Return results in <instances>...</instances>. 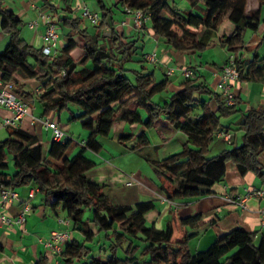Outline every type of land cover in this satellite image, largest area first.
Returning <instances> with one entry per match:
<instances>
[{
    "label": "trees",
    "instance_id": "obj_1",
    "mask_svg": "<svg viewBox=\"0 0 264 264\" xmlns=\"http://www.w3.org/2000/svg\"><path fill=\"white\" fill-rule=\"evenodd\" d=\"M96 1L103 9L101 23L94 25L98 33L80 29L78 18L65 17L76 33L67 34L65 44L48 55L43 47L38 48L22 37L23 19L0 0V24L9 35L0 49L2 83H15V93L30 106L33 95L24 88L23 80L37 79L40 88L35 98L44 114L67 109L70 102L78 99H84L99 112L97 118L86 112L72 116L89 130L86 143L75 154L72 149L77 143L72 135L66 140L53 139L45 151L37 134L18 125L7 126L8 136L0 139V185L37 188L52 209L68 210L73 229L85 231L84 241L72 237L65 245L62 264H264V237L257 240L258 231L237 226L207 248L192 252L187 245L194 233L173 240L171 224L165 228L147 224L146 214L155 208L154 201L138 202L135 207L114 204L104 185L86 175L96 164L87 151L99 152L102 148L99 140L102 112L108 108L112 118L117 110H122V118L127 119L135 113L129 108L136 103L147 110V127L166 117L186 135L181 151L152 160L154 169L170 183L160 186L169 199L211 194L213 186L224 181L230 161L242 175L253 172L264 182V165L259 159L264 152V107H252L245 112L241 145L209 156L216 133L224 130L221 118L237 111L236 97L235 103L228 105L222 92L190 77L167 99L155 100L158 93L167 89L170 79L157 80L153 72L127 66L133 54L132 42H124L114 26L110 35H103L113 21L109 15L114 11L106 0ZM179 1L118 0L116 6L132 11L141 9L153 18L156 33L171 48L183 52L205 50L211 44L208 36L215 34L224 21L231 20L234 31L221 36L219 42L229 55L235 56L239 81L264 82V56L256 52L249 61L243 58L246 33L258 31L264 0H258V8L254 10L249 9L251 0H185L190 5L187 9L177 7ZM43 3L51 6L50 0ZM157 7L162 11L159 15L155 13ZM174 24L182 29L181 35L171 32ZM75 34L85 39V52L78 60L72 55L77 46ZM204 94L217 99L216 111L206 108L207 101L201 96ZM140 140L143 145L149 143L145 133ZM85 206L93 210L87 219H84ZM134 208L136 212L128 217ZM121 217L118 226L113 227L114 220ZM200 219V214L182 217L181 224H195ZM103 231L110 243L97 240V250L88 243H94V238Z\"/></svg>",
    "mask_w": 264,
    "mask_h": 264
},
{
    "label": "crops",
    "instance_id": "obj_2",
    "mask_svg": "<svg viewBox=\"0 0 264 264\" xmlns=\"http://www.w3.org/2000/svg\"><path fill=\"white\" fill-rule=\"evenodd\" d=\"M106 1L114 12L111 13L113 21H110L103 35H110L112 26H114L123 36L124 42H132L133 54L128 67L143 68L146 72H153L157 80L165 77L170 79L167 89L158 93L155 100L162 102L170 97L171 93L182 88V84L187 79L183 75V68L186 66L194 70V78L197 81H205L213 91H219L221 69L229 57L228 50L221 45L219 39L234 31V22L226 20L215 34H210L208 39L211 40V44L205 50L183 52L171 48L156 33L153 18L149 17L139 26L132 13H127L124 8L116 6L118 0ZM83 2H86L92 10L98 11L90 6L91 3H97L96 0H50L51 6H44L43 0H4V6L15 11L23 19L22 37L34 46L42 48L44 46L43 36L47 28V21L44 19L43 13L50 15L59 26V47L66 42V36L63 38L64 34L76 33V30L65 22V17L78 18L80 29H87L91 34L98 33V28L82 16L80 5ZM258 4V0H251L249 9L258 8ZM177 7L187 9L190 5L187 1L180 0ZM263 8L264 4L260 7L262 22L258 31L253 34L247 32L245 36L247 47L243 50V58L246 61L251 60L256 52L260 56H264ZM116 10H120L121 13L118 17H115ZM32 21L38 22L35 29L30 27ZM200 30L203 31L202 28ZM171 32L181 35L182 29L174 24ZM75 38L77 46L72 51V55L78 60L85 52V39L80 34H75ZM8 39L9 35L0 24V45L4 43L6 45ZM214 45L223 48V54L220 55L221 60L218 58L215 48L212 47ZM151 55H154L153 60L149 57ZM170 69H173L172 74H169ZM161 71L164 76L158 79L157 75L161 74ZM23 83L25 84L24 88L33 95L30 100L31 113L38 117V120L31 123V115H26L17 122V125L37 134L45 151L48 150L50 142L53 140L52 131L44 123L45 119L57 120L59 126L73 136L74 132L70 130L71 123H62L61 113L63 111H69V120H79L73 119L72 116L83 112L94 118L99 116V112L93 110L84 99L70 102L69 107L62 111L44 114L42 105L35 98L40 88V82L35 78H29L23 80ZM1 84L0 80V86ZM232 90L237 99V111L221 118L223 129L232 134V139L227 141L224 137L215 136L210 145L209 156H216L228 147L241 145L244 141L241 122L245 112L252 107H264V82L237 81L233 83ZM201 96L207 101V109L212 111L218 109L219 102L215 97L208 94ZM129 109L135 113L127 119L122 118V110H117L114 117L111 118V110L105 109L101 115L102 129L99 136L102 148L99 152L87 151V155L96 164L86 172V175L93 182L104 185L105 192L114 204L135 207L138 202L154 201L155 208L146 214L147 224L158 228H165L171 224L174 228L173 240L182 239L187 233H194L187 248L189 249L188 246L192 242H196L197 251L207 248L217 238L224 236L237 226H243L250 231H258L257 240L264 237V194L247 196L246 208H241L237 203L228 200V197L237 200L243 198L250 189L264 192V182L255 173L248 172L242 175L236 164L230 161L227 163L224 181L216 183L211 194L203 197L169 199L160 186H169L170 183L154 169L152 160L163 159L181 151L186 135L175 128L166 117H160L154 126L147 127L145 125V121L149 117L147 110L139 107L136 103ZM12 115V109L0 104V139H5L8 136V127L2 125V122L6 117ZM104 125L107 128L105 134L102 132ZM87 131L89 135V130ZM142 133H145L149 140L146 145H143L140 140ZM84 135V131H81L80 140H87L88 136L84 138L86 136ZM78 144H75L72 154L80 148ZM259 159L264 165V152ZM10 162L12 164V161ZM32 188V186H22L14 189L23 201H28ZM30 203L32 208L26 213L24 226L7 225L0 221V264H54L56 261L62 264V253L46 244L50 233L54 230L68 229L73 238L84 241L85 231L73 229L72 222L68 217L69 212L65 217H62L57 212L59 208L54 210L47 205L40 192L36 193ZM23 207L24 202L16 200L8 207L7 211L12 216H16L23 210ZM135 212L134 208L128 213V217ZM194 214L201 215V219L197 223L181 224L182 217ZM122 216L124 217V215ZM62 218H65L66 222H62ZM163 219H170L167 220L165 227L160 226ZM91 225L95 229L94 224ZM102 239V234H99L94 238V243L102 241ZM95 249L97 248L95 247Z\"/></svg>",
    "mask_w": 264,
    "mask_h": 264
},
{
    "label": "built area",
    "instance_id": "obj_3",
    "mask_svg": "<svg viewBox=\"0 0 264 264\" xmlns=\"http://www.w3.org/2000/svg\"><path fill=\"white\" fill-rule=\"evenodd\" d=\"M82 16L89 20L92 25H99L101 23V16L98 11L92 10L86 2L81 5ZM127 13H132L135 16L136 23L141 26L145 22L149 15L145 14L141 9L130 10L125 8ZM44 19L47 21L46 32L43 36L44 46L43 51L48 55L55 54L59 47L60 39V29L50 15L43 13ZM38 25L37 21L30 22V27L35 29ZM151 60L154 59V55L149 56ZM173 73V69H170L169 74ZM194 70L191 67L183 68V75L186 78L194 77ZM239 81V71L235 61V56L233 54L229 55L227 62L223 65L220 73V80L218 83V90L222 92L225 102L228 105L235 103V93L232 90L233 83ZM17 88L15 83H2L0 86V104L12 109L13 115L11 117H6L2 125L4 126H16L17 122L24 118L26 115H31V123H35L38 117L31 113L29 103L21 98L15 93L14 89ZM47 128L52 131L53 139L55 140H66L71 134L66 133L60 126L57 120L47 118L44 120ZM216 136L224 137L227 141H231L232 134L229 131L221 130L216 133ZM86 141H82L84 145ZM37 193V188L33 187L29 192V200L23 201L19 193L12 187L0 185V221L7 225L17 224L19 226H24L26 220V213L31 210L32 206L30 200L34 198ZM264 192L261 190L250 189L247 195L243 198L234 199L233 197H228V200L235 202L241 208H246V199L250 195H263ZM24 202L23 210L16 216H12L8 211V207L14 201ZM62 222H66L65 218H62ZM69 222V220H68ZM72 239V233L68 229L54 230L50 233L47 240V246L54 248L59 253H62L65 245ZM54 264H59L56 261Z\"/></svg>",
    "mask_w": 264,
    "mask_h": 264
},
{
    "label": "rangeland",
    "instance_id": "obj_4",
    "mask_svg": "<svg viewBox=\"0 0 264 264\" xmlns=\"http://www.w3.org/2000/svg\"><path fill=\"white\" fill-rule=\"evenodd\" d=\"M91 7H93V8H95L96 10H98V12H99V14H100V16H102L103 15V9L101 8V7H99V5L97 4V3H91V5H90ZM119 11V12H118ZM162 11H161V8L160 7H157L156 9H155V13L157 14V15H159L160 13H161ZM121 13H120V10H116V15H115V17H118L119 15H120ZM109 17H112L111 15H109ZM262 17H263V20H264V8H263V11H262ZM25 26H26V24H25ZM24 26V27H25ZM247 32H250L251 34H253V32H251V31H247ZM65 34L63 35V38H65ZM4 46H5V43L3 44V45H0V49H3L4 48ZM212 47H214L215 48V51H216V53H217V56H218V58L220 59L221 57H220V55L221 54H223V52H222V47L221 46H219V45H214V46H212ZM221 60V59H220ZM128 64H130V62H128L127 63V66H128ZM162 72V71H161ZM133 75H131L130 74V77L131 78H133L132 77ZM162 76H164V74H163V72L161 73V74H159V75H157V78L158 79H160V78H162ZM173 93H171L170 94V96L172 95ZM40 109V108H39ZM62 123H66V122H68V123H71V126H70V130H72L73 132H74V135H73V139H74V143H79L78 144V146H80V148H81V146H82V140H80L81 139V136H80V132L81 131H84V133H85V137L84 138H86L87 136H88V131H87V129H85L83 126H82V124H81V121L80 120H69V118H68V116H69V111H63L62 113ZM106 127H105V125L103 126V130H102V132H103V134H105V132H106ZM70 134V133H69ZM77 141V142H76ZM77 146V147H78ZM79 148V149H80ZM78 149V150H79ZM77 150V151H78ZM75 154V153H74ZM57 212L58 213H60L61 215H62V217H65V215H66V213L68 212V210H63L62 208H59L58 210H57ZM92 213H93V210H92V208L90 207V206H85V212H84V219H87L88 217H90L91 215H92ZM51 214H53L52 212H51ZM123 218L121 217V218H119L117 221L116 220H114V224H113V227H116L117 226V223H119V221L120 220H122ZM167 220H170V219H163V223H162V225H160V226H163V227H165L166 225H167ZM73 230V229H72ZM102 237H103V239L107 242V245H109V243H110V239L109 238H107L106 237V235H105V232L103 231L102 233ZM102 239V240H103ZM103 240V241H104ZM89 245H92V246H95L96 248H97V250H98V248H99V246H98V244L99 243H97V244H95V243H88ZM195 246H196V242H192V244H190V246H188L189 247V249L192 251V252H196L197 250H196V248H195Z\"/></svg>",
    "mask_w": 264,
    "mask_h": 264
}]
</instances>
